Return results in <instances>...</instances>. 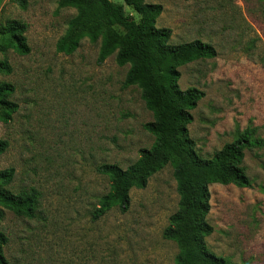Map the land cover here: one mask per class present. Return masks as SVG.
<instances>
[{
  "label": "rangeland",
  "instance_id": "rangeland-1",
  "mask_svg": "<svg viewBox=\"0 0 264 264\" xmlns=\"http://www.w3.org/2000/svg\"><path fill=\"white\" fill-rule=\"evenodd\" d=\"M135 20L138 14L123 0ZM59 0H0V26L24 23L29 52L0 51L18 106L9 123L0 120V140L9 143L0 170L13 168V192L35 189L34 218L6 211L11 264H175L178 246L163 238L177 212L179 195L171 165L145 189L130 192L127 212L113 208L98 220L93 211L110 189L103 164L126 170L155 141L144 130L153 121L136 86L126 87L129 66L116 54L98 65L100 41L81 42L70 56L56 52L74 9ZM163 12L156 22L170 29L172 46L200 40L217 56L179 69L180 88L205 93L189 126L198 154L211 159L247 128L264 138V0H146ZM0 36V42H1ZM244 167L251 188L210 187L209 250L234 264H264V149H247Z\"/></svg>",
  "mask_w": 264,
  "mask_h": 264
},
{
  "label": "trees",
  "instance_id": "trees-1",
  "mask_svg": "<svg viewBox=\"0 0 264 264\" xmlns=\"http://www.w3.org/2000/svg\"><path fill=\"white\" fill-rule=\"evenodd\" d=\"M123 1L138 14V20L127 15L123 5L111 0H59L58 3V9H74L76 15L58 40L56 52L70 56L84 39L92 43L100 41L98 65L116 54L120 67L129 66L124 86H136L153 115V121L143 127L154 136V144L150 149L139 151L135 164L126 170L116 164L97 168L99 174L108 177L110 189L92 217L98 220L113 208L127 212L130 192L145 189L153 175L171 165L180 201L177 212L169 218L163 238L178 246L175 264H234L213 254L206 243L214 232L207 219L211 211L210 187L220 184L251 188L244 167L245 151L264 149V138L256 137L255 131L247 128L211 159L202 158L190 136L189 126L193 122L191 111L196 109L205 93L197 88L183 91L179 86V69L199 60L215 58L216 50L200 40L170 45L171 30L156 26L163 12L161 5L149 4L146 0ZM26 27L17 21L1 25L0 51L13 49L27 54ZM10 72L11 68L0 61V73ZM13 92L12 85L0 84V120L4 123H9L18 110V106L8 100ZM8 147L6 140H0V156ZM14 177L13 168L0 170V226L6 211L17 217L36 216L38 192L35 189L13 192ZM7 243L8 237L0 229V264H11L5 254Z\"/></svg>",
  "mask_w": 264,
  "mask_h": 264
}]
</instances>
